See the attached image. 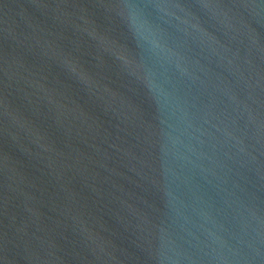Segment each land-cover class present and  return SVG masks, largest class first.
Segmentation results:
<instances>
[{
  "label": "water",
  "instance_id": "95a60500",
  "mask_svg": "<svg viewBox=\"0 0 264 264\" xmlns=\"http://www.w3.org/2000/svg\"><path fill=\"white\" fill-rule=\"evenodd\" d=\"M0 264H264V0H0Z\"/></svg>",
  "mask_w": 264,
  "mask_h": 264
}]
</instances>
